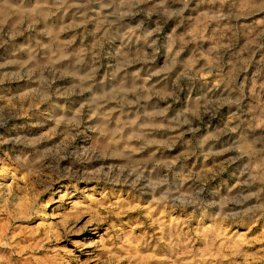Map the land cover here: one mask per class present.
I'll return each instance as SVG.
<instances>
[{
	"label": "rangeland",
	"instance_id": "rangeland-1",
	"mask_svg": "<svg viewBox=\"0 0 264 264\" xmlns=\"http://www.w3.org/2000/svg\"><path fill=\"white\" fill-rule=\"evenodd\" d=\"M0 264H264V0H0Z\"/></svg>",
	"mask_w": 264,
	"mask_h": 264
}]
</instances>
